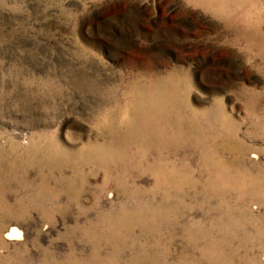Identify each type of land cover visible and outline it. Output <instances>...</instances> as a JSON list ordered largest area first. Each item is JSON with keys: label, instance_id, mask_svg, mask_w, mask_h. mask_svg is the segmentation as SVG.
Instances as JSON below:
<instances>
[{"label": "rangeland", "instance_id": "1", "mask_svg": "<svg viewBox=\"0 0 264 264\" xmlns=\"http://www.w3.org/2000/svg\"><path fill=\"white\" fill-rule=\"evenodd\" d=\"M0 264H264V0H0Z\"/></svg>", "mask_w": 264, "mask_h": 264}, {"label": "bare ground", "instance_id": "2", "mask_svg": "<svg viewBox=\"0 0 264 264\" xmlns=\"http://www.w3.org/2000/svg\"><path fill=\"white\" fill-rule=\"evenodd\" d=\"M18 237H20V235L16 228H11L10 231L8 232V235L6 236V238L10 240Z\"/></svg>", "mask_w": 264, "mask_h": 264}]
</instances>
